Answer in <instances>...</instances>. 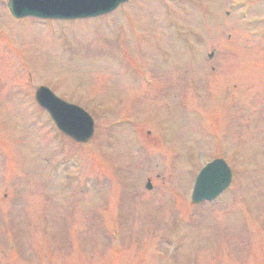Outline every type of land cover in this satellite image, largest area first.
<instances>
[{"label": "rangeland", "instance_id": "374dc122", "mask_svg": "<svg viewBox=\"0 0 264 264\" xmlns=\"http://www.w3.org/2000/svg\"><path fill=\"white\" fill-rule=\"evenodd\" d=\"M7 2L0 264H264V0H134L76 22L17 21ZM40 85L92 114L91 142L57 133ZM217 157L235 184L194 205Z\"/></svg>", "mask_w": 264, "mask_h": 264}, {"label": "water", "instance_id": "95a60500", "mask_svg": "<svg viewBox=\"0 0 264 264\" xmlns=\"http://www.w3.org/2000/svg\"><path fill=\"white\" fill-rule=\"evenodd\" d=\"M21 1L22 0H11L9 5L12 13L17 18L28 15H38L45 18L81 17L77 13H63L65 11L56 10L58 8L69 11V3H71L72 0H69V2L65 0H44L45 11L41 13L25 9V7L21 5ZM79 1L82 2L81 9L87 8V10L93 11V13H88V15H98L115 9L120 3L126 0H95V5H91L93 0ZM38 100L43 106L50 110L59 127L68 135H71L80 142L90 141L93 135V124H88L86 118L81 112L63 104V102L56 99L46 88H41L38 91ZM65 111H67V113H64ZM67 116H69V118H66ZM211 180L212 184L209 185ZM230 181V170L223 161H216L213 164H210L205 170H203L198 178L194 202L199 203L204 199L212 200L216 198V196L229 185Z\"/></svg>", "mask_w": 264, "mask_h": 264}]
</instances>
